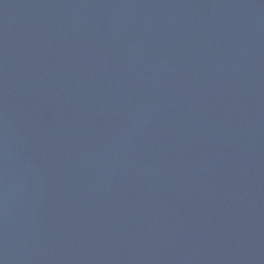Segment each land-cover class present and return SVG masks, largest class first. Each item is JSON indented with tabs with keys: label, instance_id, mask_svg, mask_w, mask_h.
Masks as SVG:
<instances>
[{
	"label": "water",
	"instance_id": "95a60500",
	"mask_svg": "<svg viewBox=\"0 0 264 264\" xmlns=\"http://www.w3.org/2000/svg\"><path fill=\"white\" fill-rule=\"evenodd\" d=\"M0 264H264V0H0Z\"/></svg>",
	"mask_w": 264,
	"mask_h": 264
}]
</instances>
